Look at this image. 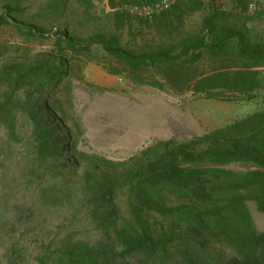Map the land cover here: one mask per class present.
I'll use <instances>...</instances> for the list:
<instances>
[{"label":"trees","instance_id":"16d2710c","mask_svg":"<svg viewBox=\"0 0 264 264\" xmlns=\"http://www.w3.org/2000/svg\"><path fill=\"white\" fill-rule=\"evenodd\" d=\"M156 1L107 0L121 27L131 19L117 10L122 4ZM223 1L247 7L251 0H181L160 16L140 20L152 21L150 27L160 34L173 35L187 17L207 12L198 33L148 50L125 47L119 35L106 32L82 42L67 30L47 37L17 17L21 9L9 6L0 13V28L9 27L27 41H52L56 50L55 56L0 69V86L6 87L0 123L16 135L18 95L29 88L21 106L46 172L60 163L64 171L82 173L89 216L113 235L107 245L67 244L58 264H108L135 256L143 264L173 259L179 264H264V233L256 230L248 207L254 202L264 214V107L202 137L160 142L127 163L115 164L78 151L56 99L70 77V57L96 62L93 55L99 51L104 61L97 63L107 73L126 74L139 85L164 90L145 75L156 69L180 92L222 102L254 100L264 90V39L253 40L247 27L223 24ZM205 58L212 64L208 71L199 68ZM234 163L251 164L252 170L225 169Z\"/></svg>","mask_w":264,"mask_h":264},{"label":"rangeland","instance_id":"374dc122","mask_svg":"<svg viewBox=\"0 0 264 264\" xmlns=\"http://www.w3.org/2000/svg\"><path fill=\"white\" fill-rule=\"evenodd\" d=\"M9 6L21 9L17 17L43 30L47 37L67 30L82 42L106 32L119 35L123 46L136 50L168 45L198 33L207 14L187 17L184 27L169 35L150 27L152 21L131 18L118 26L107 0H0V13ZM221 7L223 24L247 27L253 40L264 39V0H257L253 13L231 1L221 2ZM55 51L52 41H27L9 27L0 28V69L52 57ZM93 57L98 60L70 57V77L60 86L56 99L78 151L115 164L127 163L160 142L183 143L202 137L264 107V90L252 101L208 100L193 91L180 92L165 81L161 70L145 75L148 81L164 85V90L139 85L126 74L110 75L97 63L104 61L102 53L96 51ZM211 67L207 58L199 65L204 71ZM260 73L264 77V69ZM28 91L18 95L16 135L0 123V264H40L41 260L58 264L67 244L107 245L113 235L90 218L82 173L64 171L60 163L51 166L53 172H46L21 106ZM5 92L6 87L0 86V97ZM225 169L245 173L252 165L234 163ZM248 207L256 230L264 233V214L254 202H248ZM179 263L173 259L156 264ZM108 264H143V258H115Z\"/></svg>","mask_w":264,"mask_h":264},{"label":"built area","instance_id":"2783aa9c","mask_svg":"<svg viewBox=\"0 0 264 264\" xmlns=\"http://www.w3.org/2000/svg\"><path fill=\"white\" fill-rule=\"evenodd\" d=\"M181 0H159L152 4H130L125 3L117 8L128 17L136 20H151L173 9ZM257 0H251L247 6L249 13L256 9Z\"/></svg>","mask_w":264,"mask_h":264}]
</instances>
